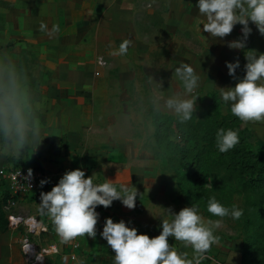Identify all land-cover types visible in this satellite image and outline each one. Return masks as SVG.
Here are the masks:
<instances>
[{"label": "crops", "instance_id": "obj_1", "mask_svg": "<svg viewBox=\"0 0 264 264\" xmlns=\"http://www.w3.org/2000/svg\"><path fill=\"white\" fill-rule=\"evenodd\" d=\"M161 1L162 8L158 4L148 11L146 8L153 5L152 0H133L130 14L132 39L136 36L139 38L141 29L153 28L154 14L160 11L163 18L168 17L169 21L203 22L204 18L193 7L196 0ZM87 2L89 1L0 0V53L6 54L23 68L33 95L43 105L39 116L42 138L49 136L41 141L35 153L34 148H29L21 160L0 154V166L7 168L17 165L39 169L48 175L50 183L45 188L16 201L18 215L34 218L46 228L47 236L52 239L48 245H60L63 239L57 233L51 218L40 212V193L50 191L55 180L68 170L80 168L88 176L95 174L93 182L97 184L108 179L117 186L134 185L138 190L134 209H127L119 201H114L109 213L114 222H130L129 226L135 227L138 234H147L150 238L159 235L160 220L168 218L161 208H170L159 204L161 195L164 199L168 192L157 185H160V174L168 171L165 159L157 157L156 160L150 153L149 146H146L141 135L142 128L135 122L131 112L115 103L118 101L111 88V80L100 77L98 72L94 77L91 74L94 55L106 53L101 42L102 32L108 31L106 22L109 18L108 15L102 16V0H90L93 6L88 17L79 14L76 7L81 10ZM146 10L147 13H144ZM120 11H116L112 17L114 27L123 29V25L128 24V19L123 20L125 16L119 14ZM41 22L47 25L48 31H51L53 25H58L60 30L50 37L39 31ZM249 27L253 31L247 49L264 53V36L253 25L250 24ZM240 28V25L234 27L225 44L241 35ZM217 46V42L214 43L212 50ZM226 48L229 49L227 46ZM117 50L115 48L114 52ZM233 51L242 54L246 63L243 52ZM127 53L132 55L133 50ZM116 57L122 61L127 58L125 55ZM174 186L178 190L176 177ZM94 239L98 241L97 238ZM94 239L81 236L79 256L83 260L79 264H88L89 259H92L94 249L89 244ZM169 243L177 251L187 253L189 258L194 255L191 247L185 248L182 242L173 237H169ZM241 251V240L219 236V244L212 246L206 255L222 264H240ZM101 253L105 257L103 243ZM7 262L9 264L8 260ZM99 263L94 258L93 264ZM53 264H59V261L55 259ZM202 264L215 263L209 260Z\"/></svg>", "mask_w": 264, "mask_h": 264}, {"label": "clouds", "instance_id": "obj_2", "mask_svg": "<svg viewBox=\"0 0 264 264\" xmlns=\"http://www.w3.org/2000/svg\"><path fill=\"white\" fill-rule=\"evenodd\" d=\"M193 6V5H192ZM194 8L204 18L200 26L202 33L223 40L229 36L236 25H240L241 35L227 42L230 50L243 52L246 63L243 76L237 75L241 68L239 58L234 62H225L227 74L233 78V87H217L222 103L229 106L234 117L243 122H264V53L247 49L253 25L264 36V0H196ZM59 26L53 25L51 31L41 22L39 31L48 36L59 32ZM206 38V37H205ZM130 40L120 43L113 55L124 56L131 45ZM175 77L182 85V91L165 96L163 81L147 76L152 88L148 98L151 110L173 113L183 124L194 117L198 95L196 90L201 84V75L188 63H180L174 70ZM42 102L32 93L23 68L0 53V154L21 160L29 148L41 144L42 128L39 116ZM240 143L239 131L232 128H219L215 134L216 148L220 153L232 150ZM20 175V172L18 173ZM95 175V174H94ZM87 176L84 170L77 168L66 171L48 192H41L39 210L51 218L57 233L64 241L77 236L95 238L99 213L98 206L107 209L114 201H119L127 209H134L138 197L137 188L131 184L117 186L114 181L104 179L102 184L93 182V176ZM32 178V170L26 179ZM211 178L207 187H211ZM49 183L47 179L39 182L40 187ZM28 187H31L29 184ZM166 217L160 220L159 235L150 238L147 234H138L130 222H114L106 218L100 237L106 241L114 253L113 264H202L206 253L212 246L219 244L216 229L223 218L238 220L244 210L237 205L225 206L215 195L207 199V212L218 219L202 216L194 204L183 207L178 212L171 208H161ZM169 237L191 247L192 258L179 252L170 245Z\"/></svg>", "mask_w": 264, "mask_h": 264}, {"label": "rangeland", "instance_id": "obj_3", "mask_svg": "<svg viewBox=\"0 0 264 264\" xmlns=\"http://www.w3.org/2000/svg\"><path fill=\"white\" fill-rule=\"evenodd\" d=\"M88 1L87 5L85 4L82 6L81 10L76 7V11L82 16L88 17L91 13L93 2L90 3V0ZM114 3L118 4L116 5ZM152 3L153 5H151L150 8H146L148 11L154 9V6L158 4V6L162 8L160 5L162 1L152 0ZM132 4L133 0H102V16L108 15L109 18V21L106 22L108 31L102 32L101 42L102 49H105L104 52L106 53L94 55L95 58L91 60L92 67L90 71L93 77L97 76L95 74L98 72L100 77L111 80V88L115 94L116 101H118L115 103L120 108L131 112L135 122L142 128L141 135L143 136V140L146 141V146H149L150 153L152 152L155 156V152L151 148L153 146V142L151 141L153 127L148 116L149 112L152 111L148 104V98L152 95V88L147 83V76H152L156 80L163 81V90H165L164 95H171L175 92L182 91V85L174 74L175 68L178 67L180 63H188L201 75V84L196 90L195 95L205 97L209 93H216L222 107V112L227 114L230 113L229 106L222 103L218 88L233 87L236 81L227 74L225 62H234L235 58H239L241 61V68L237 70V75L240 77L244 74L243 65L245 62L242 59V54H238L237 52L234 53L233 50L226 48L225 43L228 39L227 37L223 40H220V38L215 40L210 34L207 36V33H203L201 36L200 25L202 23L200 21L187 20L185 23L172 20L169 21L168 17L163 18L162 11L154 14L153 18L155 21L153 22V28L147 29L145 27L147 30L140 28L142 32L139 33V38H136V36L132 39V35L130 34ZM120 9L122 10L120 11ZM116 11H120L119 14L125 16L122 18L123 20L128 19L126 20L128 24L123 25V29H120L119 26L114 27L112 15L116 14ZM144 13H147V10ZM162 20L167 21L164 22ZM110 24H112V27H109ZM103 29L102 27V30ZM126 39L132 42L128 51L133 50V53L132 55L127 53L129 56L125 55L127 58L122 61L112 53L114 49H118L120 43ZM216 42L218 46L216 49L214 48L212 50V46ZM98 59H102V61L105 62L104 67L97 66ZM99 68L102 69L99 70ZM161 113L175 116L171 112ZM243 126L247 129V136L250 142L259 147H264V122H243ZM147 137L148 139L146 140ZM155 157L157 160V156ZM1 169H5V166H0V170ZM85 173L87 177L88 173ZM57 180L58 178L55 182ZM174 182L175 177L169 169L165 171V173L160 174V185L158 183L157 185L167 191L168 194L164 199H162L161 195L159 204L167 207L169 206L174 212H178L188 205L184 202V196L176 190ZM4 189L5 186L0 179V195L3 193ZM155 203H157V201H155ZM233 203L242 208L243 203L240 199H235ZM14 212L18 214L16 207ZM202 216L205 220H216L204 214H202ZM241 223L239 219L233 220L230 217H225L223 218L222 224L216 229V235L224 238L227 236L234 237L242 241L244 230L241 227ZM26 237L40 247L49 246L48 242L52 240L47 236V233H43L39 236L28 235L22 228L10 229L8 224H6L4 228L0 229V264H8L7 260L9 264H25L21 254V244ZM63 243L64 240H61V244L57 245L61 247ZM83 247L87 248L86 246ZM89 247L94 249V254H92V259H89L88 264H93L94 258L95 261H100L99 264H110L101 253L102 244L100 242L94 239L89 244ZM55 259L59 261V264H79V262L83 260V257L79 256L78 261L75 263H69L63 257ZM53 261H49L48 264H53Z\"/></svg>", "mask_w": 264, "mask_h": 264}, {"label": "trees", "instance_id": "obj_4", "mask_svg": "<svg viewBox=\"0 0 264 264\" xmlns=\"http://www.w3.org/2000/svg\"><path fill=\"white\" fill-rule=\"evenodd\" d=\"M148 116L153 127L151 148L155 156L165 159L186 204H194L205 216L217 219L207 212L210 196L215 195L225 206L240 199L244 210L239 219L244 230L240 264H264V147L250 142L243 121L231 112H222L216 93L200 97L194 117L186 123H179L176 116L152 111ZM219 128L239 131L240 143L226 153L216 148L215 134ZM209 178L212 189L207 187ZM1 181L5 189L0 195V229L7 224L2 206L9 198L7 186ZM97 208L106 210L102 206ZM95 238L102 244L98 236ZM66 252L67 247L58 257L64 258ZM105 258L113 264L106 254Z\"/></svg>", "mask_w": 264, "mask_h": 264}, {"label": "built area", "instance_id": "obj_5", "mask_svg": "<svg viewBox=\"0 0 264 264\" xmlns=\"http://www.w3.org/2000/svg\"><path fill=\"white\" fill-rule=\"evenodd\" d=\"M97 66L104 67L105 62H103L102 59H98ZM29 169L32 170V178L30 180L26 179ZM19 172L20 175H18ZM0 179L5 182L7 186V192L9 194V198L2 206V210L5 214L8 227L10 229L22 228L28 235L34 236H39L43 233H46V228L42 226L40 222L31 217H24L15 214L14 209L16 207V201L21 198L28 197L38 189L45 188L50 183L48 175L39 169L10 166L0 170ZM43 179H47L49 183L44 185L43 187H40L39 182ZM29 184L31 185V187H28ZM96 211L99 213V219L96 226V236H98L101 242L104 244L106 255L113 262L114 253L107 245L106 241H104L99 235L100 231H102L104 221L107 218L105 213L110 215L109 209L102 211L96 208ZM80 238L81 236H77L73 240L65 242L63 247H59L55 244L46 247H40L37 246L35 242L29 240V238L26 237L23 239L21 244V254L23 256L25 264H48V262L53 260L55 257L61 256L63 249L67 247V252L64 255V258L69 263H75L78 261L79 253L81 250ZM206 257L207 258L204 261L210 260L215 264H222L220 262L212 260V258L207 255Z\"/></svg>", "mask_w": 264, "mask_h": 264}]
</instances>
